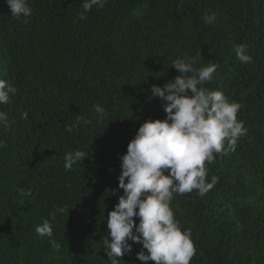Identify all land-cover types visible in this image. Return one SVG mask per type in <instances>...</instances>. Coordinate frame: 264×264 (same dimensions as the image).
I'll return each mask as SVG.
<instances>
[{"label":"trees","instance_id":"1","mask_svg":"<svg viewBox=\"0 0 264 264\" xmlns=\"http://www.w3.org/2000/svg\"><path fill=\"white\" fill-rule=\"evenodd\" d=\"M83 2L29 0L21 22L0 0V79L18 89L0 105L10 122L0 129V264H111L103 239L123 195L120 156L144 121L165 118L151 86L179 75L171 64L185 53L194 67L218 65L206 87L241 105L246 129L234 152L206 163L219 178L206 195L171 202L196 244L191 264H264V0H107L81 19ZM240 43L251 63L238 60ZM76 150L87 157L66 171ZM61 207L56 251L35 227ZM129 243L119 264H144L142 245Z\"/></svg>","mask_w":264,"mask_h":264},{"label":"clouds","instance_id":"2","mask_svg":"<svg viewBox=\"0 0 264 264\" xmlns=\"http://www.w3.org/2000/svg\"><path fill=\"white\" fill-rule=\"evenodd\" d=\"M11 16L21 22L32 14L29 0H5ZM107 0H84L80 18L93 8L101 9ZM205 24L212 25L217 20L215 12H205ZM247 45L235 46L239 61L251 63ZM196 59L187 53L172 61L178 70L172 81L161 86H151V98H160L164 119L144 121L125 154L120 156L121 172L118 189L123 190L118 203L107 216V236L103 239L104 249L111 264H119V258L131 252L132 244L139 243L142 249L136 254L144 264H191L197 252L191 229L181 227L175 218L171 202L174 195H184L194 190L198 195H206L218 177L208 178L207 164H212L216 154L227 155L234 152L239 138L246 133L244 122L237 119L241 105L220 90L206 85L213 79L218 67L215 63L194 67ZM18 89L8 80L0 79V105L8 104ZM98 117L107 116L100 104L93 105ZM28 118V112L21 114ZM76 123H79L77 117ZM10 126L8 114L0 110V129ZM75 124L67 126L71 132ZM0 139V148H5ZM81 150L68 152L64 156L66 171L86 158ZM65 208H56L50 213L51 219H44L35 227L37 235L48 238L52 248L59 251L61 244L53 238L51 221ZM69 212V210H68ZM138 218L139 222H136ZM146 250V251H145Z\"/></svg>","mask_w":264,"mask_h":264}]
</instances>
